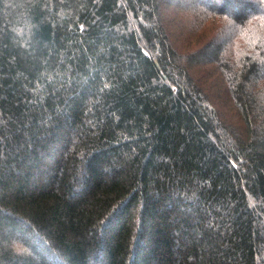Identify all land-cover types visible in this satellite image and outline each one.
<instances>
[{
    "label": "trees",
    "instance_id": "1",
    "mask_svg": "<svg viewBox=\"0 0 264 264\" xmlns=\"http://www.w3.org/2000/svg\"><path fill=\"white\" fill-rule=\"evenodd\" d=\"M0 264H264V0H0Z\"/></svg>",
    "mask_w": 264,
    "mask_h": 264
}]
</instances>
